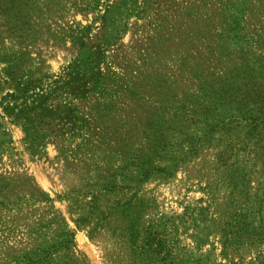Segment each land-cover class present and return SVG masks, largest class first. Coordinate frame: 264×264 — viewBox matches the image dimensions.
Instances as JSON below:
<instances>
[{
	"label": "rangeland",
	"instance_id": "rangeland-1",
	"mask_svg": "<svg viewBox=\"0 0 264 264\" xmlns=\"http://www.w3.org/2000/svg\"><path fill=\"white\" fill-rule=\"evenodd\" d=\"M206 47L212 65L264 69V0H0V102L9 61L49 90L18 120L0 104V136L13 141L0 178L12 201L30 183L44 201L0 211V264H132L137 220L176 262L264 264V245L223 248L234 208L208 145L225 139L210 131L217 115L238 106L203 110L191 69Z\"/></svg>",
	"mask_w": 264,
	"mask_h": 264
},
{
	"label": "trees",
	"instance_id": "trees-1",
	"mask_svg": "<svg viewBox=\"0 0 264 264\" xmlns=\"http://www.w3.org/2000/svg\"><path fill=\"white\" fill-rule=\"evenodd\" d=\"M240 30L235 22L229 27L230 33L241 42L244 36ZM209 49L205 48L206 56L201 55V64L191 69L193 77L201 83L200 88H206L202 95L206 100L203 110L209 115L217 112V105L222 106L223 110L232 103L238 106L235 109L237 115L234 110L217 115L219 119L210 131H223L225 139L208 145L216 150V169L222 171L221 180L229 185V206L234 208L223 225L226 232L223 248L224 251L243 248L244 252L255 250L260 253L258 249L264 245V189L261 181L256 183L253 179L259 175L264 180V69L261 66L250 69L244 58L240 59L243 63L241 66L245 65L243 68L229 70L226 66L212 65L208 58L216 54L214 49ZM185 55H188L186 51ZM8 63L2 72L3 95L0 104L5 117L18 120L34 111L33 106L37 101H43L49 90L41 85L42 80L35 81L28 74L25 75L26 70L22 65ZM4 85L7 86L6 91ZM0 129L3 127L0 126ZM235 129L244 131V137L233 140L230 134ZM28 131L25 128L27 134ZM2 132L5 133V129ZM3 135L0 136V160L7 147L13 145L11 137L5 141ZM200 145L202 147L203 144ZM254 183L257 187H254ZM31 187L32 183L23 195L16 196L12 201L10 197L16 195L17 189L7 179L0 178V211L22 209V206L35 208L44 202L40 194L32 193ZM127 237V252L132 264H184L174 261L173 250L163 240L162 232L152 226L137 220L128 230Z\"/></svg>",
	"mask_w": 264,
	"mask_h": 264
}]
</instances>
